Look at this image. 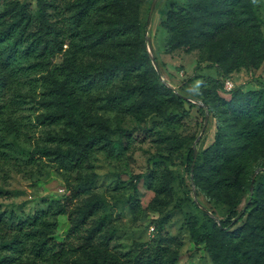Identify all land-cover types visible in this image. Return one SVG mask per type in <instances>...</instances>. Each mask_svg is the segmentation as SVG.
Masks as SVG:
<instances>
[{"label": "trees", "instance_id": "16d2710c", "mask_svg": "<svg viewBox=\"0 0 264 264\" xmlns=\"http://www.w3.org/2000/svg\"><path fill=\"white\" fill-rule=\"evenodd\" d=\"M35 6L31 12L25 2L0 0V131H18L19 124L6 109L7 105L21 107L24 103L14 99L7 104L3 91L20 85L23 78L32 84L37 79L57 84L61 71L83 92L110 85L113 104L133 114L149 111L168 119L171 112L166 114V109H177L186 100L159 79L150 62L137 18L138 0H35ZM160 25L169 33L165 52L206 49L210 63L220 66L223 74L258 68L264 61V37L253 0H187L185 6L169 10ZM126 37H130V48ZM91 49L99 51L103 61L86 72L77 62L82 52ZM56 56L61 58L59 64L53 62ZM48 69L51 72L44 75ZM30 74L37 76L32 78ZM67 83L64 78L51 89L43 83L50 98L33 96L31 101L46 110L36 116L38 124L70 121L75 125L78 135L68 136L75 148L41 147L33 155L53 156L63 166L73 162L78 165L96 145H122L123 139L131 137V130L111 129L88 113L83 117L89 125L95 124L96 130L86 132L72 111L64 108L67 104L78 111L76 88L69 90ZM203 83L210 85L201 101L214 118V140L195 158L194 148L188 146L184 166L192 174L196 192L208 202L227 205V211L218 222L209 218L213 220L212 229L199 238L196 231L191 233L197 238L196 244L203 243L212 264H264V84L258 82L260 88L245 92L236 89L226 99L218 94L223 89L221 78L205 79ZM198 108L203 111L201 106ZM142 130L147 131L145 127ZM112 133L118 134L116 140H111ZM256 169L263 171L255 175L250 193ZM246 192V201L238 211L240 196ZM97 201L89 200L77 217L68 213L71 229L64 241L46 236L49 225L43 211L25 218L13 211H0V231L12 232L3 244L8 254L0 257V264H23L16 254L25 252L26 240L31 242V254L53 264H124L107 250V231L102 232V240L93 241L105 225V218L83 234L85 219ZM163 221L158 220L156 245L134 256L131 264L176 263L182 242L161 234ZM239 221L241 224L235 226Z\"/></svg>", "mask_w": 264, "mask_h": 264}, {"label": "rangeland", "instance_id": "374dc122", "mask_svg": "<svg viewBox=\"0 0 264 264\" xmlns=\"http://www.w3.org/2000/svg\"><path fill=\"white\" fill-rule=\"evenodd\" d=\"M19 1L27 3L31 12L35 11V0ZM253 1L264 37V0ZM153 2L138 0L137 10L146 49V35L151 40L154 62L149 56L150 62L159 79L172 86L170 88L174 92L183 94L186 100L177 109L167 108L165 113L171 112L167 119L149 111L133 114L122 106L114 105L109 98L113 93L110 85L95 86L83 92L76 88L78 86L69 75H65V71L57 74V84L41 79L48 89L57 87L64 78L69 90L76 88L78 111L67 104L64 108L72 111L86 132L96 130V125H89L83 117L86 113L93 120H102L111 129L119 127L132 131L131 137L121 141L122 145H96L78 161V165L73 162L72 165L63 166L53 156L43 157L33 155V152L41 147L75 148L68 136L72 133L78 135L77 128L70 121L38 124L36 116L43 115L46 110L35 107L31 99L33 96L50 98L48 89L39 79L32 84L23 78L20 85L3 91L7 104L14 99L24 100V103L21 107L7 105L6 109L8 115L19 124L18 131H0V211H13L21 218L43 211V219L49 225L46 236L64 241L71 229L68 213L72 212L77 217L89 200H98L92 213L85 219L83 234L105 218V225H102L93 241L102 240V232L107 231L110 234L107 250L124 264H131L134 256L156 245L157 224L161 218H164L161 234L175 236L182 242L175 264H212L203 243L196 244L197 238L191 231H196L199 238L212 229L213 220L218 222L217 219L225 217L227 205L208 202L196 192L192 174L189 175L184 166L188 146H196L198 152L214 140V118L209 112L206 118L204 106L197 101L202 103L204 91L210 87L203 83L205 79L221 78L223 89L218 90V94L226 99L236 89L245 92L260 88L257 83L264 84L261 81H264V61L258 68H240L223 74L220 66L210 63L206 49L165 52L169 33L160 25V21L175 6H185L187 0ZM151 11L150 27L146 33V22ZM125 43L130 48V37H126ZM60 60L56 56L53 62L59 64ZM102 61L99 51L95 53L91 49L81 53L77 64L89 72ZM50 72L48 69L43 74ZM35 76L37 74L29 75L32 78ZM60 107L63 106L60 104ZM175 116L177 121H173ZM3 117L6 118L5 115ZM144 127L147 131L142 130ZM117 135L110 134L111 140H116ZM77 186L80 188L77 189ZM247 195V192L241 194L238 211L243 207ZM195 200L214 217L202 210ZM58 210H62V213H58ZM11 236L9 229L5 234L0 231V257L8 254L3 244ZM24 246L25 252L16 254L23 264H29L27 259L31 260L30 264H53L49 259L31 254L30 241L26 240Z\"/></svg>", "mask_w": 264, "mask_h": 264}, {"label": "water", "instance_id": "95a60500", "mask_svg": "<svg viewBox=\"0 0 264 264\" xmlns=\"http://www.w3.org/2000/svg\"><path fill=\"white\" fill-rule=\"evenodd\" d=\"M156 0H154L153 4H155ZM151 16H152V11L150 12L149 16H148V19H147V22H146V33L150 27V22H151ZM146 41H147V51H148V54L150 56V58L152 59V61L154 62V56L152 54V46H151V40L150 38L146 35ZM168 87H171L173 88L172 86H170L169 84H167ZM198 104L204 106L201 102L197 101ZM204 109H205V112H206V118L208 117V110L207 108L204 106ZM194 148V154H193V157L195 158L196 156V153H197V148L196 146L193 147ZM259 170H255L252 177H251V183H250V193L253 191V182H254V178H255V175L256 173L258 172ZM193 193L195 194V192L193 191ZM195 203L204 211H206L210 216L214 217V215L208 211L203 205H201L200 203H198L197 200H195ZM219 220V219H217Z\"/></svg>", "mask_w": 264, "mask_h": 264}, {"label": "crops", "instance_id": "0c3cea01", "mask_svg": "<svg viewBox=\"0 0 264 264\" xmlns=\"http://www.w3.org/2000/svg\"><path fill=\"white\" fill-rule=\"evenodd\" d=\"M262 82H264L263 80H261Z\"/></svg>", "mask_w": 264, "mask_h": 264}]
</instances>
